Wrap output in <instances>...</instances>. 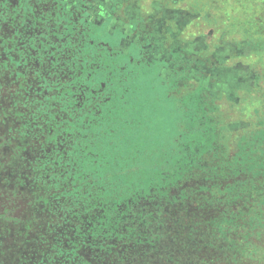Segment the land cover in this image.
I'll return each mask as SVG.
<instances>
[{
	"label": "flooded vegetation",
	"instance_id": "af4514ba",
	"mask_svg": "<svg viewBox=\"0 0 264 264\" xmlns=\"http://www.w3.org/2000/svg\"><path fill=\"white\" fill-rule=\"evenodd\" d=\"M136 71L151 76L149 113L174 120L175 141L192 120L210 125L230 165L260 140L264 11L253 2L0 0V264L31 250L18 183L50 149L49 116L64 133L65 119L109 108L115 75Z\"/></svg>",
	"mask_w": 264,
	"mask_h": 264
},
{
	"label": "trees",
	"instance_id": "16d2710c",
	"mask_svg": "<svg viewBox=\"0 0 264 264\" xmlns=\"http://www.w3.org/2000/svg\"><path fill=\"white\" fill-rule=\"evenodd\" d=\"M126 78L64 133L49 116L53 146L18 183L31 250L6 264H264V132L229 165L210 125L192 120L175 141L174 120L149 113L151 76Z\"/></svg>",
	"mask_w": 264,
	"mask_h": 264
},
{
	"label": "rangeland",
	"instance_id": "374dc122",
	"mask_svg": "<svg viewBox=\"0 0 264 264\" xmlns=\"http://www.w3.org/2000/svg\"><path fill=\"white\" fill-rule=\"evenodd\" d=\"M253 2H258V3H262L264 0H251ZM264 11V10H263Z\"/></svg>",
	"mask_w": 264,
	"mask_h": 264
}]
</instances>
